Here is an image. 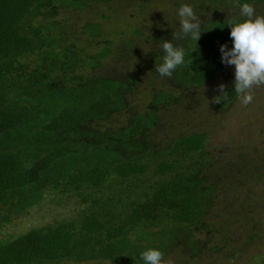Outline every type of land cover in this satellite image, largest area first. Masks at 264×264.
<instances>
[{
    "label": "trees",
    "instance_id": "1",
    "mask_svg": "<svg viewBox=\"0 0 264 264\" xmlns=\"http://www.w3.org/2000/svg\"><path fill=\"white\" fill-rule=\"evenodd\" d=\"M108 1L0 0V205L21 195L19 207L27 209L38 200L39 194L31 192L42 185L61 194L75 193L85 205L77 219L0 242V264H144L140 254L148 249L161 251L167 264V257L179 250L199 254L201 246L191 238L195 231L222 234L227 229L222 226L225 214L217 210L219 216H211L215 187L202 185V170L211 160L205 153L207 134L181 135L165 149H151L143 144V135L152 127L153 115L150 120L138 117L123 130L120 144L106 134L104 138L96 136L97 143L92 145L85 138L88 132H80L82 126L110 116L122 103L125 86L103 77V82H98L103 88L93 99L90 93L95 91L87 81L81 82L75 74L55 76L56 71L74 68L77 55L70 49L58 51L55 35L45 34L48 26L54 34L59 33L61 23L45 26L43 21L59 16V7L82 12L91 3ZM234 1L241 6L262 0ZM229 20L202 28L197 42L172 40L173 32L165 38L153 36L185 49V64L171 78L155 71L163 51L152 55L156 77L164 79L165 85L171 81L199 87L219 76L224 69L220 45L233 46ZM96 25L90 23L83 31L94 35L98 27L95 33L87 28ZM37 52L42 65L28 71L29 66L19 59ZM105 54L108 49L97 57ZM225 91L221 106L237 98L234 84ZM158 98V102H174L165 92ZM116 145L122 147L118 152ZM125 149L137 150V155L119 156ZM214 219L221 223L212 229ZM175 263L182 264L171 261Z\"/></svg>",
    "mask_w": 264,
    "mask_h": 264
},
{
    "label": "rangeland",
    "instance_id": "2",
    "mask_svg": "<svg viewBox=\"0 0 264 264\" xmlns=\"http://www.w3.org/2000/svg\"><path fill=\"white\" fill-rule=\"evenodd\" d=\"M182 4L193 7L201 18L202 28L219 20L247 19L240 15V6L234 0H109L91 3L82 12L59 7V16L47 18L43 23L48 26L53 21L60 22V32L54 34L48 26L45 34L55 35L58 51L73 50L77 60L70 71L59 70L54 75L75 74L81 82L87 81L95 91L90 93L93 99L103 88V83H98L103 82V77L123 82L122 103L105 120L90 122L80 129L92 135H85L92 145L97 143L96 136L104 138L106 134L109 140L114 136L120 144L118 139L123 130L138 117L150 120L152 115L155 121L143 135V144L151 149H165L181 135L207 134L205 153L211 160L202 170V185L215 187L211 216H219L217 210L225 214L222 226L227 229L222 234L195 231L191 238L201 246L199 254L179 250L167 260L182 264H264V86L253 89V101L247 106L240 103L238 96L229 105L221 106L212 100L221 95L220 84L226 86L225 90L234 84V65L224 64L219 76L199 87L171 81L165 85L161 81L164 79L156 77L152 55L162 51V42L153 36L165 38L168 32L179 31L178 8ZM251 5L255 15L264 16V0ZM90 23L97 25L87 30L95 33L98 27V33L91 35L83 31ZM105 49L109 54L98 58ZM38 57L37 52L19 61L27 64L30 71L42 65ZM77 82V79L73 81ZM162 92L174 98L173 104L158 102ZM121 148L115 146L116 151ZM119 153L130 157L137 155V150L125 149ZM41 187L31 192L39 194L38 200L27 209L19 207L21 195L15 196L8 205H0V242L32 229L77 219L85 208L75 193L61 194L50 187ZM214 223L212 229L221 222L214 219ZM212 248L217 250L212 252Z\"/></svg>",
    "mask_w": 264,
    "mask_h": 264
},
{
    "label": "clouds",
    "instance_id": "3",
    "mask_svg": "<svg viewBox=\"0 0 264 264\" xmlns=\"http://www.w3.org/2000/svg\"><path fill=\"white\" fill-rule=\"evenodd\" d=\"M240 15L247 19L228 22L233 46L229 49L227 44H222L220 52L223 64L235 66L234 90L240 103L247 106L253 101V89L264 86V16L255 15L254 6L248 3L240 6ZM178 16L179 31L172 33V40L199 41L202 22L193 7L182 4L178 8ZM171 41L164 40L160 45L164 55L162 62L155 64V71L161 77L171 78L174 71L185 64V49ZM225 87L224 84L218 86L221 95L213 97V103H220L226 96ZM140 255L144 264H165L163 253L157 249H148ZM167 264H171V261Z\"/></svg>",
    "mask_w": 264,
    "mask_h": 264
}]
</instances>
